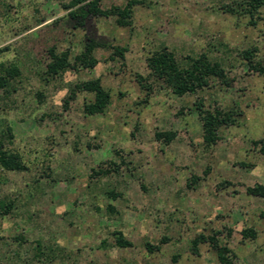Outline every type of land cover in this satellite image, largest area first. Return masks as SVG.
<instances>
[{"label":"rangeland","instance_id":"rangeland-1","mask_svg":"<svg viewBox=\"0 0 264 264\" xmlns=\"http://www.w3.org/2000/svg\"><path fill=\"white\" fill-rule=\"evenodd\" d=\"M68 1L0 0V66L19 68L0 92V138L26 166L0 167V264H216L207 243L193 254L190 240L223 227L232 231L219 240L235 264L264 257V197L245 191L264 186V75L239 55L256 48L254 60L264 63V8L251 24L223 10L232 0H136L130 25L119 27L112 16L70 17ZM89 40L100 44L94 67L45 73L48 49L72 62ZM163 47L178 61L199 53L220 61L231 85L210 81L176 96L148 77L146 59ZM138 76L152 83L148 95ZM92 78L110 100L102 113L86 115L92 94H68ZM200 97L205 107L241 112L210 145L193 106ZM157 131L175 136L166 144ZM245 227L255 238H241ZM115 231L131 245L117 246Z\"/></svg>","mask_w":264,"mask_h":264},{"label":"trees","instance_id":"trees-1","mask_svg":"<svg viewBox=\"0 0 264 264\" xmlns=\"http://www.w3.org/2000/svg\"><path fill=\"white\" fill-rule=\"evenodd\" d=\"M100 0H69L64 7L69 9V16L74 19H79L82 22L88 16H99L115 18V23L119 27H126L130 25L131 7L138 3L136 0H128L125 5H113L109 8H100ZM223 10L229 13L246 14L250 18L249 22L253 24L254 19L258 18V13L261 8H264V0H232L230 4L223 6ZM100 44L94 40H89L84 45L83 50L76 54L73 61L70 62L66 52L57 53L53 48L48 49L47 55L49 62L45 65V73L54 77L66 69H76L77 67L92 68L97 63L93 56V51ZM124 48L114 47V52L122 57ZM256 48L245 49L239 52L242 60H244L248 67L264 75V63L254 60L256 56ZM148 67V77L152 81L159 83L160 86L169 89L173 94L181 97L185 94L194 95L197 92L209 87L210 81H215L223 87H229L232 78L227 75V72L218 60H211L207 54L199 53L197 56H186L183 61H178L173 52L167 50L165 47L154 51L151 56L146 59ZM19 75V68L16 65L0 66V92H7L10 85V80ZM148 77L138 76L137 81L140 87L145 90L148 95L152 89V83L148 82ZM78 91H84L92 94V99L85 102L82 110L86 115H96L104 111L109 103V92L104 89L100 83L99 78H92L75 83L71 88L68 98L73 99ZM67 98V99H68ZM194 109L198 114L200 125L202 129V140L205 145L215 143L217 140V130L222 126L235 124L236 115H240V110L236 108L222 109L219 105L212 107H205L203 98L200 97L193 103ZM7 134L9 135L10 128L6 126ZM175 136L172 131H157L155 132V139L164 143H169ZM114 165V162L112 163ZM0 167L4 170L22 171L26 166L22 162L20 155L3 145L0 138ZM110 168L102 170H93L95 174H106ZM116 171L117 167L111 169ZM195 178H191L194 181ZM246 193L253 196L264 197V186L255 184L251 187H246ZM114 195V194H112ZM4 205L2 204L1 207ZM259 216L264 219V211L259 213ZM222 230L216 229L209 234L198 233L190 240V249L193 254H197V245L207 243L210 249L214 252L216 264H235V254L227 246L226 242L221 243L219 238H228L231 229L223 227ZM242 239H253L256 232L252 227H245L240 230ZM114 242L117 246H130L131 242L124 239L119 231L113 232ZM166 239V238H163ZM147 251L157 250L158 246L145 244ZM174 259V258H173Z\"/></svg>","mask_w":264,"mask_h":264},{"label":"crops","instance_id":"crops-1","mask_svg":"<svg viewBox=\"0 0 264 264\" xmlns=\"http://www.w3.org/2000/svg\"><path fill=\"white\" fill-rule=\"evenodd\" d=\"M250 261H251L250 263L253 264H264V257L259 256L258 254L255 253L252 255V258H250Z\"/></svg>","mask_w":264,"mask_h":264}]
</instances>
